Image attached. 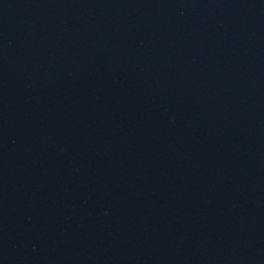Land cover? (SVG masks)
<instances>
[{
	"label": "water",
	"instance_id": "obj_1",
	"mask_svg": "<svg viewBox=\"0 0 264 264\" xmlns=\"http://www.w3.org/2000/svg\"><path fill=\"white\" fill-rule=\"evenodd\" d=\"M0 264H264V0H0Z\"/></svg>",
	"mask_w": 264,
	"mask_h": 264
}]
</instances>
